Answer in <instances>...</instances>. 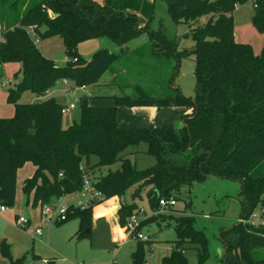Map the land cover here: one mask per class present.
Segmentation results:
<instances>
[{
	"label": "trees",
	"instance_id": "trees-1",
	"mask_svg": "<svg viewBox=\"0 0 264 264\" xmlns=\"http://www.w3.org/2000/svg\"><path fill=\"white\" fill-rule=\"evenodd\" d=\"M20 1L18 13L19 0H0V81L8 63L20 64L23 74L16 88L8 91L13 117L0 118V204L14 207L18 171L31 163L36 170L23 185L27 204L43 206L81 194L86 179L100 194L85 209L69 208L67 221H79L78 239L92 237L93 210L106 200L119 198V225L127 227L140 210L136 200L144 190L155 212L162 198L177 201L183 188L208 177L241 183V218L264 208V43L256 54L250 44L237 42L234 32V13L248 0H162L171 21L189 27L194 47L182 52L162 30H150L155 4L148 0ZM252 1V22L264 40V0ZM203 17L205 24L200 22ZM31 27L39 43L52 37L63 41L68 58L64 67L45 56L29 33ZM145 33L152 47L174 53L177 69L181 59L195 58L194 98L180 92L156 98L139 87L138 97H111L112 106L92 105L91 98L84 97L79 120L68 128H63L66 106L56 98L20 103L24 92L44 97L61 81H71L76 88L91 87L112 72L114 82L118 78L114 66L121 56L103 49L87 61L79 54L80 45L107 38L122 48ZM133 107L187 108L192 114L182 117L185 125L179 128L171 122L161 127L119 126L118 109ZM143 144L146 154L155 159L147 169H139L127 154ZM116 164L120 168L114 171ZM130 190L133 203L127 204ZM166 218L177 240L162 264H189L188 245L197 250V264H206L211 258L209 239L196 228V218L158 214L147 223ZM220 239L226 250L222 264H264V230L238 223L222 231ZM146 245L151 244L137 241L133 264H147ZM11 262L21 264V260Z\"/></svg>",
	"mask_w": 264,
	"mask_h": 264
},
{
	"label": "rangeland",
	"instance_id": "rangeland-1",
	"mask_svg": "<svg viewBox=\"0 0 264 264\" xmlns=\"http://www.w3.org/2000/svg\"><path fill=\"white\" fill-rule=\"evenodd\" d=\"M104 3V0H95ZM155 4L154 18L150 23V30L157 32L162 30L167 39L175 41L177 52L194 47V41L189 35V27L186 24H175L171 21L167 6L162 0H148ZM216 1V0H211ZM21 1L17 3L15 12L21 13ZM254 3L248 0L245 4L237 7L234 13V32L237 42L250 44L256 54H259L263 47V36L258 32L252 22L254 15ZM206 18L201 19V24L206 23ZM2 39V27L0 23V41ZM147 40V44L143 41ZM148 34H143L140 38L128 45L130 53H126L115 63L118 78L114 81L112 72H107L98 86L88 87L86 90L76 88L71 81L58 82L41 99L54 97L64 106H68L67 112L63 116V128H68L79 120V102L82 98L92 95L94 102H107L112 96L138 97L139 87L146 94L156 98H163L170 94L180 92L187 98H194L196 88L195 78V58H183L178 69L177 59L173 54H159L161 50L151 46ZM41 51L49 59H52L59 67H64L67 63L63 41L58 37L47 38L38 44ZM114 42L107 38L94 42L82 43L79 47V54L87 61L91 60L96 51L107 49L111 53L121 54ZM138 49L137 52L133 50ZM21 65L18 63H8L3 65V86L0 87V115L4 118H11L14 115V106L6 100L10 89H15L22 81L23 74ZM19 72V73H18ZM18 73V74H16ZM11 82V83H10ZM38 100V96L31 91L23 93L20 103L33 104ZM73 105V106H72ZM136 108V107H135ZM129 114L134 116L133 108H125ZM169 122L177 128L182 127L184 122L179 114L183 109L175 107L167 108ZM192 114V109H190ZM149 111H147L148 113ZM150 120V119H149ZM147 146L141 145L136 149L127 151L128 158L137 165L139 169H147L155 165V159L146 154ZM27 166H32L28 163ZM25 165L18 171L17 186H21L20 199H16L14 210L18 208L17 218L12 221L0 217V264H12L11 261L21 260V264H44L48 260L54 264H133L132 253L137 249V241L129 240L126 243H115L112 233L95 232L92 230L91 238L78 239L76 236L79 230V221L70 220L60 225L43 228L42 237L35 236L34 228L27 226L23 229L19 225V219L24 218L29 221L39 213L38 208L26 205V197L22 193V185L26 178ZM120 164L112 167L118 170ZM19 190V189H18ZM240 191L241 183L227 179L208 177L202 183H196L193 187H185L177 196V206L173 210H164L160 214L179 216L181 214L192 215L196 218V228L206 233L210 244L211 258L206 264H222L224 259L225 244L220 239V233L231 229L238 224L240 217ZM86 193V192H85ZM82 202H87L89 196L83 194L79 198ZM108 201V200H106ZM105 202V201H104ZM127 204H132V190L128 191L125 197ZM138 208L146 212L145 223L139 227V232L143 236L150 238V246L146 245V258L148 264H162L164 257L170 255L171 248L177 240V233L173 225L169 224V218L158 222L147 221L152 218L153 210L148 202L147 190L142 192L141 198L136 200ZM191 203V208L186 205ZM186 211V212H185ZM34 217H33V215ZM145 219V217H141ZM143 221V222H144ZM119 222V216H118ZM30 223V221H29ZM126 232V227H121ZM96 234V236H94ZM3 242L7 251L3 250ZM151 249L153 252L151 253ZM153 254V257H151ZM185 255L189 264H197V250L191 245L187 246Z\"/></svg>",
	"mask_w": 264,
	"mask_h": 264
},
{
	"label": "crops",
	"instance_id": "crops-1",
	"mask_svg": "<svg viewBox=\"0 0 264 264\" xmlns=\"http://www.w3.org/2000/svg\"><path fill=\"white\" fill-rule=\"evenodd\" d=\"M141 37V36H140ZM139 37V38H140ZM138 39V38H137ZM135 39V40H137ZM99 40V39H98ZM98 40H93L90 42H96ZM135 40L131 41L134 42ZM146 44H147V40L144 39L143 40ZM128 43L125 47H120L119 51L121 52V54H117V55H124L126 53H130L132 50L128 48V45L131 44ZM264 42V40H263ZM160 50V49H159ZM134 52H137L138 49L133 50ZM162 53H166V52H159V54ZM115 77V74H113ZM102 80V79H101ZM67 83L63 82V85L65 86ZM101 82H99L96 86L100 85ZM88 87L85 88H80V90H86ZM8 97V93L6 96V100ZM88 97L91 98H103V97H92V95H89ZM112 97V96H111ZM110 97V99H112ZM114 97V96H113ZM42 100L40 97H38V100ZM90 103L92 105H98V106H112L114 105V100H110L107 102H94V101H90ZM73 106V105H72ZM66 109H69V107L67 106ZM167 108H162V109H158L156 107H134L133 110L131 111H135L134 116H132L131 114H129L127 112V110L125 108H119L118 109V113H117V121L119 126L121 127H125V128H144V127H161L164 124L168 123L169 120V116L168 113L166 112ZM176 109H183L184 111H182V113L179 114L180 119L185 116V115H189L190 114V109L187 108H176ZM147 111H149L147 113ZM0 118H4L2 115H0ZM150 119V120H149ZM28 164V163H27ZM27 164H25V176L23 178H31L36 170L35 166L32 164V166H27ZM17 180H18V175H17ZM24 185V184H23ZM23 185H22V193H23ZM19 189V190H18ZM20 193H21V186L19 184V186H17V191H16V199H20ZM83 194H87L89 196V200L87 202H89L91 200V195L89 192H84L78 195H74V196H69V197H65L64 201L69 205V206H74L77 207L79 202H82L79 200L80 196H82ZM24 195V193H23ZM16 203V201H15ZM58 203V200H53L51 202V205H55ZM178 204V203H177ZM26 205H32V202ZM15 206V205H14ZM177 206V205H176ZM175 206V207H176ZM33 208H38L39 209V213L35 215L34 221H32V219H30V223L29 226L31 228H34V235L37 237H42L43 234V228L46 226H43L41 223V207L40 205L38 206H33ZM240 207V215H241V206ZM120 209V200L117 197H114L112 199H109L108 201H105L103 203H101L100 205L95 206L93 212H94V221H93V230L95 232H103L106 231L107 233H112L114 236L113 242L111 245L115 244V243H126L127 241H129L130 239L128 238V234L127 232H125L121 226L119 225L118 222V211ZM18 208L14 209V210H7L3 213L0 214V217H2L3 219H8L9 221H12L13 218H17V212ZM154 213V212H153ZM33 215V214H32ZM34 217V215H33ZM241 217H239L240 219ZM28 226V227H29ZM38 228L42 229V233L41 235H37L36 234V230ZM51 227H49L50 229ZM221 235V233H220ZM94 236H96V234H94ZM131 241V240H130ZM171 251V250H170ZM153 252V250L151 249V253ZM225 253V252H224ZM151 257H153V254H151ZM54 264V263H53ZM148 264V263H147Z\"/></svg>",
	"mask_w": 264,
	"mask_h": 264
},
{
	"label": "built area",
	"instance_id": "built-area-1",
	"mask_svg": "<svg viewBox=\"0 0 264 264\" xmlns=\"http://www.w3.org/2000/svg\"><path fill=\"white\" fill-rule=\"evenodd\" d=\"M32 38L36 40V43H39L38 39H36L35 29L31 27L29 30ZM11 83V82H10ZM3 86V82L0 81V87ZM68 109H65L67 112ZM89 192L91 195V200L89 202H79L78 206L81 209H85L91 205V202L96 198L100 197V194L97 192H93L92 184L89 180H85L83 192ZM177 205V201L174 198L165 199L162 198L160 200V210L155 211L152 216L158 215L161 211L170 210L171 208H175ZM70 206L64 201V198L58 200V203L55 205L45 204L41 207V223L43 226L52 227L54 225H60L67 221V216L69 213ZM8 208L2 204H0V214L7 211ZM141 217H145V219H141ZM148 219L146 216V212L143 209H140L139 212L130 217L128 225L126 227V232L128 234V238L134 241H142L149 242L150 238L147 236H143L141 232H139V227L141 222ZM239 224L249 225L252 228L264 230V208H259L252 212L246 218H240L238 220ZM19 225L23 229L27 228L29 225V221H26L24 218L19 219ZM42 229L38 228L36 230L37 235H41ZM44 264H49L48 260H44Z\"/></svg>",
	"mask_w": 264,
	"mask_h": 264
},
{
	"label": "water",
	"instance_id": "water-1",
	"mask_svg": "<svg viewBox=\"0 0 264 264\" xmlns=\"http://www.w3.org/2000/svg\"><path fill=\"white\" fill-rule=\"evenodd\" d=\"M185 125V123H183ZM226 251V250H225Z\"/></svg>",
	"mask_w": 264,
	"mask_h": 264
}]
</instances>
